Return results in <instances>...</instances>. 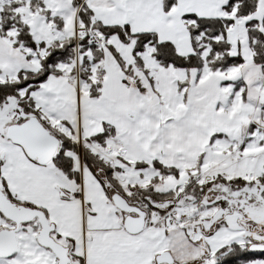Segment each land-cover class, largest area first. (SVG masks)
<instances>
[{
	"label": "snow or ice",
	"instance_id": "1",
	"mask_svg": "<svg viewBox=\"0 0 264 264\" xmlns=\"http://www.w3.org/2000/svg\"><path fill=\"white\" fill-rule=\"evenodd\" d=\"M0 264H264V0H0Z\"/></svg>",
	"mask_w": 264,
	"mask_h": 264
}]
</instances>
